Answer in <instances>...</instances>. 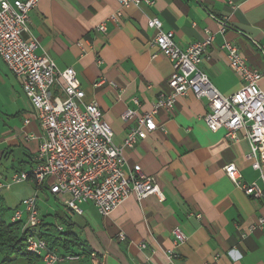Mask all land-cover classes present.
<instances>
[{
    "label": "crops",
    "instance_id": "crops-1",
    "mask_svg": "<svg viewBox=\"0 0 264 264\" xmlns=\"http://www.w3.org/2000/svg\"><path fill=\"white\" fill-rule=\"evenodd\" d=\"M116 13L118 19L112 21ZM153 16L183 48L213 36L200 67L221 94L241 87L239 74L220 48L226 41L262 73L258 84L264 91V0H153L152 5L127 7L117 0H40L29 12L26 37L36 38L39 51L58 69H74L83 101L97 102L116 145L134 125V118L123 120L122 114L127 109L137 115L148 111L169 90L171 62L153 46L156 31L146 25ZM100 23H105L103 32L96 30ZM62 84L59 80L54 94L61 95ZM206 111V98L179 96L170 111L161 109L155 115L163 130L148 133L123 152V169L138 165L160 187L163 200L130 195L105 216L91 203L83 204L81 215L63 204L41 214L45 223L64 232L67 245L56 246V251L78 256L56 264H264V229L248 230L264 216V198L255 199L236 187L223 166L233 163L244 182L256 183L263 191L264 179L245 158L249 143L242 132L232 141L222 129L211 131L201 118ZM0 122V164L2 159L11 162L0 175L8 179L31 167L42 130L28 97L1 59ZM175 227L186 236L177 246ZM168 249L174 250L171 260Z\"/></svg>",
    "mask_w": 264,
    "mask_h": 264
},
{
    "label": "built area",
    "instance_id": "built-area-1",
    "mask_svg": "<svg viewBox=\"0 0 264 264\" xmlns=\"http://www.w3.org/2000/svg\"><path fill=\"white\" fill-rule=\"evenodd\" d=\"M39 1L0 0V59L18 80L42 130L30 169L15 171L8 179L0 175V189L31 181L36 194L47 189L56 198L65 196L61 201L63 206L77 215L83 213L82 206L86 203H91L100 215H108L130 195L136 200L149 195L163 200L160 187L138 165L129 171L123 169V152L148 133L163 130L156 123L155 115L161 109L170 111L176 98L188 93L207 99V111L201 118L211 131L222 129L224 136L232 141H238V133L242 132V138L249 143L245 158L264 179V91L258 84L262 73L247 63L234 44L226 41L220 48L226 52L230 67L239 74L241 87L230 95H223L200 67L213 36L207 35L183 48L174 40L172 31L162 29L158 17H149L146 25L156 31L152 44L171 62L169 90L158 96L148 111L137 115L134 110L127 109L122 114L123 120L134 118V125L125 133L121 145H116L112 129L102 117L97 102L83 101L84 92L74 69H58L47 53L39 51V41L26 37L29 12ZM117 1L124 7L153 4V0ZM118 15L113 14L110 19L116 21ZM96 30L105 31V23H100ZM59 80L63 81L61 95L53 92ZM132 100L138 104L137 98ZM223 171L245 194L255 199L264 198L262 188L256 183L244 182L233 163L225 164ZM36 200L37 195L23 199L19 204L21 208L13 209L9 219L10 222L21 221L22 230H29L27 250L40 256L42 264L78 259L75 254H60L49 249L38 237L41 217ZM255 228L264 229V216H259L248 230ZM172 234L174 246L186 240L178 227ZM119 239H124L123 233L119 234ZM140 246L145 247V243ZM166 257L168 260L175 257L174 250H166ZM143 264L154 263L146 261Z\"/></svg>",
    "mask_w": 264,
    "mask_h": 264
},
{
    "label": "trees",
    "instance_id": "trees-1",
    "mask_svg": "<svg viewBox=\"0 0 264 264\" xmlns=\"http://www.w3.org/2000/svg\"><path fill=\"white\" fill-rule=\"evenodd\" d=\"M6 210L7 207L0 194V264H9L12 261L37 264L41 257L28 251L26 246L29 230H22L21 221L6 220L3 216ZM38 237L43 239L51 250H56V246L65 248L67 245L64 232L52 223H45L42 219L38 228Z\"/></svg>",
    "mask_w": 264,
    "mask_h": 264
},
{
    "label": "rangeland",
    "instance_id": "rangeland-1",
    "mask_svg": "<svg viewBox=\"0 0 264 264\" xmlns=\"http://www.w3.org/2000/svg\"><path fill=\"white\" fill-rule=\"evenodd\" d=\"M1 123V122H0ZM10 160L6 159L1 161L0 164V172H5V170L10 169ZM29 166L27 165L24 170H29ZM0 194L3 198L4 205L7 207L6 213L3 215L6 220L10 219L12 209L15 207L21 208L19 205L20 202L30 196L37 195V206L39 209V215L46 212V210H50L54 212L56 207H60L62 205V198L65 196L59 197V201H57L54 196L48 192L47 189L40 190L36 194V188L31 181H25L21 183H14L9 185L8 187H3L0 189ZM61 199V200H60ZM25 218V214L23 215Z\"/></svg>",
    "mask_w": 264,
    "mask_h": 264
}]
</instances>
